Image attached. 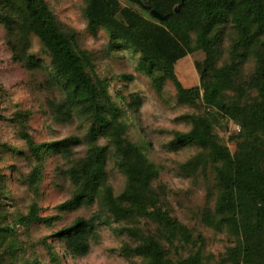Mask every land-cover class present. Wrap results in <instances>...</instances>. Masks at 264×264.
I'll return each mask as SVG.
<instances>
[{
	"label": "trees",
	"instance_id": "1",
	"mask_svg": "<svg viewBox=\"0 0 264 264\" xmlns=\"http://www.w3.org/2000/svg\"><path fill=\"white\" fill-rule=\"evenodd\" d=\"M125 1L84 0L89 30L109 35L107 55L123 50L138 55V69L153 78L159 91L170 80L180 104L199 108L179 117L189 129L176 131L167 147H196L197 153L179 165L193 179H208L210 168L213 188L207 191L209 206L201 221L233 234V245L218 264H264V0H184L179 12L174 9L183 0H143L149 8ZM152 9L168 18H155ZM0 27L11 59L42 75V88L60 94L48 102L54 119L86 125L84 139L38 143L28 131L26 114L13 120L34 162L28 183L36 196L44 183L46 154L70 157L82 140L87 146L85 156L66 170L74 189L57 209L98 208L55 231L64 251L88 254L99 228L116 223L120 227L115 230L128 238L121 252L132 264H212L204 236L172 214L166 185H156L161 169L148 154L150 143L131 137L139 96L111 89L112 80L97 72L94 58L80 48L77 32L59 22L47 0H0ZM34 37L42 55L32 51ZM197 53L204 54L195 62L200 84L186 87L176 67ZM230 123L239 129L226 141L218 128L228 132ZM5 148L9 146L0 141V152ZM109 160L127 176L120 193L108 181ZM5 195L1 188L0 245L15 234L16 225L53 220L41 216L34 200L28 213L9 223ZM48 250L53 264H63L52 244ZM0 264H6L1 257ZM30 264L42 263L36 259Z\"/></svg>",
	"mask_w": 264,
	"mask_h": 264
},
{
	"label": "rangeland",
	"instance_id": "2",
	"mask_svg": "<svg viewBox=\"0 0 264 264\" xmlns=\"http://www.w3.org/2000/svg\"><path fill=\"white\" fill-rule=\"evenodd\" d=\"M59 22L74 29L79 37L80 48L94 58L96 70L103 77H109L111 89L130 96L137 94L141 106L134 122L136 128L130 131L132 139L150 143L148 154L160 167V180L167 188V200L173 215L188 224L195 234L204 236L205 250L213 258L212 264L224 257L227 249L233 245V234L225 227L215 231L204 225L201 216L209 206L207 191L212 189L210 168L206 170L209 178L193 179L180 168L181 163L192 158L197 149L187 146L180 150H170L167 145L176 131H186L189 126L180 120L184 113L199 111V108L178 102L177 89L172 81H167L159 91L153 78L141 72L137 67L138 55L130 51H116L107 55L106 47L109 35L99 29L92 32L84 14V0H47ZM125 4L127 1L122 0ZM151 18L150 13L142 11ZM32 51L41 54V43L33 38ZM203 53L187 56L180 60L176 72L186 87L200 84V74L195 62L203 59ZM253 68V61L247 64V70ZM43 76L24 68L11 59L4 44V29L0 27V141L9 146L0 152V190L6 192V214L10 223L15 217L26 214L34 200L38 201L40 214L51 222H37L29 227L15 226V234L0 245V257L6 264H30L40 260L42 264H53L48 246L52 244L61 254L63 264H132L121 252L128 241L125 235L115 229L119 224L102 226L98 230V240L93 242L91 251L82 256L66 253L64 245L53 235L55 231L72 224L78 217H90L97 210L93 207H81L72 211H59L57 206L70 198L74 186L66 174L73 162H79L86 154L87 146L83 142L72 147L70 157L56 153L45 155L44 183L41 193L36 196L28 183L32 171V161L25 140L19 134L15 118L26 114L27 128L38 143L61 140L70 136L85 138L86 125L79 120L58 121L48 110L50 99H59L60 94L52 89L42 88ZM239 127L230 123L228 132L218 128L224 140ZM232 149L234 144L228 142ZM108 181L116 193L127 186V176L121 172L112 160L107 165Z\"/></svg>",
	"mask_w": 264,
	"mask_h": 264
},
{
	"label": "water",
	"instance_id": "3",
	"mask_svg": "<svg viewBox=\"0 0 264 264\" xmlns=\"http://www.w3.org/2000/svg\"><path fill=\"white\" fill-rule=\"evenodd\" d=\"M133 1H136L139 5H141L143 8H149L148 5H146L143 0H133ZM184 4V0L182 1V3L180 5H178L177 7H175L174 11L175 12H179L182 5ZM151 14L157 18V19H160V20H166L168 18V15H162L159 11H157L156 9H152L151 10Z\"/></svg>",
	"mask_w": 264,
	"mask_h": 264
}]
</instances>
